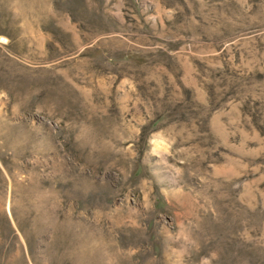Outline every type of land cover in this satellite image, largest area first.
Segmentation results:
<instances>
[{
    "label": "rangeland",
    "instance_id": "rangeland-1",
    "mask_svg": "<svg viewBox=\"0 0 264 264\" xmlns=\"http://www.w3.org/2000/svg\"><path fill=\"white\" fill-rule=\"evenodd\" d=\"M0 264H264V0H0Z\"/></svg>",
    "mask_w": 264,
    "mask_h": 264
}]
</instances>
